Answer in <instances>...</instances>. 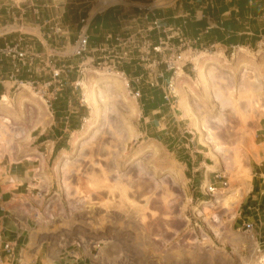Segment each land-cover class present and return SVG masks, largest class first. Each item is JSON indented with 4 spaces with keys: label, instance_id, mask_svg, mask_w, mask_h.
I'll use <instances>...</instances> for the list:
<instances>
[{
    "label": "rangeland",
    "instance_id": "1",
    "mask_svg": "<svg viewBox=\"0 0 264 264\" xmlns=\"http://www.w3.org/2000/svg\"><path fill=\"white\" fill-rule=\"evenodd\" d=\"M90 1L94 12L104 10V14L113 6L119 8L122 0ZM29 3L43 6L47 1L26 0L24 5ZM42 15L26 12L22 19L18 16L0 28V36L21 30L54 38L57 25L44 26ZM85 25L80 23L79 28ZM147 39L151 40L149 35ZM171 44L170 48L177 42ZM65 52L54 50L49 57L50 67H71L63 83L53 79L50 67L37 62L33 78L6 96L12 122L5 130L0 125V163L13 164L39 148L43 137L58 135L59 122L70 112L79 116L78 128H71L70 121L66 132L62 131L65 150L54 154L46 170L36 160L30 163L37 187L43 191L34 199L32 211L42 254L57 264H264V244L260 245L255 229L247 228L248 219L253 218L248 192L255 168L262 162L257 135L264 123V115L247 109L246 100L253 95L230 89L231 81L212 74L199 81L196 60H203V54L191 55L185 49L179 50L184 60L180 69L186 65L184 72L180 70L184 77L180 86L176 82V97L170 102L164 92L171 75L160 54L153 55L158 62L155 68L131 64L124 76L121 70L117 74L91 63L90 54L78 69L82 61L73 59V47ZM64 54H72V60ZM202 66L209 71L206 62ZM97 73L120 75L136 110L130 113L125 104L113 99V110L102 112L91 131L84 133L93 113L84 84L98 79ZM185 88L189 90L186 97ZM37 104L45 110L43 127ZM209 133L224 150L221 159L233 165L232 173L211 169ZM45 145L39 148L43 153L51 142ZM217 172L227 177V189L242 193L233 211L217 202L227 189L213 196L206 192ZM243 222L246 225L240 229Z\"/></svg>",
    "mask_w": 264,
    "mask_h": 264
},
{
    "label": "crops",
    "instance_id": "2",
    "mask_svg": "<svg viewBox=\"0 0 264 264\" xmlns=\"http://www.w3.org/2000/svg\"><path fill=\"white\" fill-rule=\"evenodd\" d=\"M46 1L47 3L43 6H36L33 3L24 5L26 0H0V28L18 20V16L22 19L26 12L44 14L42 15L44 20L40 22H43L44 26L49 25L50 29L53 25L61 27V32H53L54 38L51 34L46 38L45 33H42V36H32L21 30L14 32L15 34L5 33L0 36V49L7 44L20 43L24 47L30 46L32 50L37 49L43 52V60L39 62L49 67L51 52L66 49L65 53H67L84 33L90 38L92 58L95 57V50L113 43L108 41V36L136 37L140 35L147 38L149 35L154 46L162 45L163 52L159 57L163 61L167 56L165 51L180 48L181 37L193 40L208 25H212L213 29L204 36L203 44L194 46L198 49H203L207 45L215 46L216 54L201 53L207 56L205 58L212 57L214 60L206 62L207 70L220 65L219 75L222 76L220 79L231 81L227 87L253 95L246 100L249 113L264 115V0H122L117 3L119 8L113 6L104 14V10L94 12L95 8L90 7L93 1L90 0ZM42 8L45 10H41ZM84 20L86 25L79 28ZM157 21L160 28L153 27L154 22ZM179 29L181 36L176 33ZM173 41H176L177 45L170 48ZM234 48L239 50L232 59H229ZM186 52L193 55L191 50ZM137 53L138 50L134 49V60L121 66L120 70L124 75L126 68L131 64H140L136 60ZM64 55L72 60V54ZM92 58L88 60L92 61ZM73 59L80 62L77 58L73 57ZM36 65L37 63L31 69V74L23 72L15 80L29 82L36 72ZM207 73L206 76L212 74L219 78L218 73L215 74L213 71ZM10 74L9 60L0 58L1 98L10 96L11 90L16 86L15 81L10 79ZM70 113L71 125L78 128L76 123L79 116H74L73 111ZM59 125L61 129L58 135L46 136L40 140L41 148L47 142H51L47 153H43L39 147L31 150L29 157L27 156L23 161L13 164L0 163V234L2 235L0 264H57L56 259L42 254L43 245H40L42 240L38 238L37 221L32 216V211L34 199L38 195L42 196L43 191L37 187L33 174L34 167L30 163L36 160L41 164L39 166L46 170L54 154L59 150H65V140L61 133L69 127L63 121L59 122ZM260 126L257 146L260 148L258 155L262 162L255 168L253 175L255 180L248 192L251 199L250 206L253 207V211L250 212L253 218L248 219V223L255 225L254 235L256 234V238L261 240L260 245H263L264 123ZM248 138L253 141L251 134ZM42 182L45 186L47 185L46 179L42 178ZM250 206L247 210L251 209ZM235 223L238 225L239 218ZM244 225H246L245 222L240 229ZM6 244H10L15 251L12 253L6 251L4 249Z\"/></svg>",
    "mask_w": 264,
    "mask_h": 264
},
{
    "label": "built area",
    "instance_id": "3",
    "mask_svg": "<svg viewBox=\"0 0 264 264\" xmlns=\"http://www.w3.org/2000/svg\"><path fill=\"white\" fill-rule=\"evenodd\" d=\"M146 10H151V8H146ZM85 22V20L83 21ZM153 27L160 28L159 22H154ZM213 29L212 25H208L201 34H199L193 40H187L185 38H180V48L173 49L171 48L166 58L163 60V64L166 67V71L171 75L170 79L167 82V88L164 92V98L167 101H171L175 96V77L179 70V64H181L183 60L182 54L179 50H191L193 55L200 53L207 54H216L214 45L204 46L203 49L195 48V45H202L203 38L206 34H208ZM54 33L61 32V27L56 26L53 28ZM178 36H181L180 29L176 30ZM113 41V43H108L106 47H101L94 51L95 57L92 58L91 63H96L103 70H107L109 72L120 73L119 70L121 66L127 62L134 60L133 50H138L137 58L138 62L145 66L146 68H155L158 65L156 60H153L154 54H161L162 45L154 46L150 40L146 37H141L140 35L136 37H122V36H108V41ZM239 48H234L231 55L236 54ZM91 52L90 50V38L84 33L79 36L73 46V57L79 59L81 64L78 66V69H82L87 55ZM42 56L38 53H35L34 50L31 49L30 46H22L20 43L17 44H7L5 47L0 49V58L8 59L11 67L10 79L15 81L16 86H23L25 81L15 80L19 75L23 72L31 74V69L34 68L35 64L39 62ZM88 60V59H87ZM192 63L187 61L185 63ZM51 63V62H50ZM49 63V64H50ZM194 66V64H192ZM185 64L182 67L184 71ZM50 67V66H49ZM71 67L62 66L60 68L54 66L50 67V72L52 73V77L55 80H59V83H63L64 78L68 77V73L70 72ZM121 74L124 75L122 72ZM125 76V75H124ZM63 78V79H62ZM137 82L140 79L136 80ZM2 80H0V84ZM33 85V83H31ZM62 86V85H61ZM137 96L140 97V92H136ZM81 120L86 121L87 118L81 117ZM71 121V115L69 114L64 118L63 122L69 124ZM229 187V181L227 177L222 172L214 173L213 178L209 181L206 186L207 194L213 196L221 189H227ZM248 230H254L255 225L253 223L247 224ZM2 240V235L0 234V242ZM4 249L8 252H14L15 250L10 244L4 245Z\"/></svg>",
    "mask_w": 264,
    "mask_h": 264
},
{
    "label": "bare ground",
    "instance_id": "4",
    "mask_svg": "<svg viewBox=\"0 0 264 264\" xmlns=\"http://www.w3.org/2000/svg\"><path fill=\"white\" fill-rule=\"evenodd\" d=\"M202 57L204 58L203 60L202 59L196 60V62H197L196 63V70L199 72V74H198V80L199 81L203 80L206 77V73H207L206 68L204 69V67L202 66V63L208 62L210 60L214 61L212 59V57L205 58V57H207L205 55ZM220 68H221V66L217 65V67L209 69L208 72L213 71V73H215V74L218 73L217 75L219 76V78H222V76L219 75ZM180 70H182V69H180V67H179V70L177 72L178 76L176 74L177 78L175 77V84H174L175 85L174 86L175 92H176V82H177V85L180 86L182 84V79L184 77V74ZM117 74H120V73H117ZM117 74H114V73H97L96 76H98L99 78L98 79L95 78V81H94L95 83L94 82L91 83L89 81V82H86L84 84V88L86 91L85 97H86L87 102L89 103L91 109L93 110V113L91 115V119L88 121V124L85 126V128H83L84 133L91 131L93 123H95L98 120V118L101 117L102 112L108 113L109 111L113 110V107H115L114 103H113V99L121 101L123 104H125L126 107H128L129 112L134 114V112L136 110V106H135L136 104H134L133 102H131L129 100L127 89H126L127 83L125 82L124 79H122V77L120 75H117ZM258 87L260 88V86H258ZM188 88H190V86H188ZM27 89H29V87H26L25 90H27ZM184 90H185L184 96L186 97L189 93V90H186V88ZM33 98L36 99L37 97H33ZM103 100L104 101L107 100V102L103 103ZM9 101H10L9 98L6 96L3 97L2 101H0V125H1L3 130H5L8 127V125H10L12 122L11 117H10L11 110L9 108ZM36 101H38V100H36ZM39 102L43 104L42 101L39 100ZM33 104H34V106L36 105V103H33ZM37 106H38V104H37ZM36 108H37L38 114L40 116V120H39L40 123L39 124L43 127V125L46 122V120H45L44 122L41 123V121L46 118L44 107L38 106ZM33 113H34V111H33ZM206 141L208 144H211L213 146V150L211 151V157L213 159L214 165L212 166L211 169L221 168L222 170H225L226 172L232 173L233 165L228 162L227 158L221 159L220 155L224 152V150L217 145V141L214 139V135L209 133L207 135ZM238 190H235L233 188L227 189L225 192H223L221 194V196L217 197V202L223 203L224 207L230 211L235 210V208L239 205V203L242 199L241 192Z\"/></svg>",
    "mask_w": 264,
    "mask_h": 264
},
{
    "label": "trees",
    "instance_id": "5",
    "mask_svg": "<svg viewBox=\"0 0 264 264\" xmlns=\"http://www.w3.org/2000/svg\"><path fill=\"white\" fill-rule=\"evenodd\" d=\"M71 128H74L73 125H71Z\"/></svg>",
    "mask_w": 264,
    "mask_h": 264
}]
</instances>
